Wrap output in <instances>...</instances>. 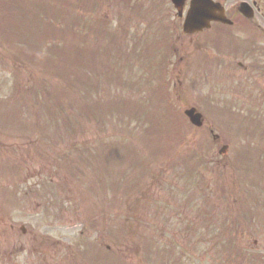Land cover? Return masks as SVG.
Listing matches in <instances>:
<instances>
[{
    "label": "rangeland",
    "instance_id": "rangeland-1",
    "mask_svg": "<svg viewBox=\"0 0 264 264\" xmlns=\"http://www.w3.org/2000/svg\"><path fill=\"white\" fill-rule=\"evenodd\" d=\"M237 22L185 37L169 0H0V258L13 224L60 264H264V34Z\"/></svg>",
    "mask_w": 264,
    "mask_h": 264
},
{
    "label": "water",
    "instance_id": "water-1",
    "mask_svg": "<svg viewBox=\"0 0 264 264\" xmlns=\"http://www.w3.org/2000/svg\"><path fill=\"white\" fill-rule=\"evenodd\" d=\"M174 4L181 11V6L184 0H173ZM241 11L247 15V10L244 8ZM210 20L225 21L222 17V10L207 0H197L193 3L192 8L186 18L184 23V31L187 33H192L207 27ZM191 120L196 124L200 125V117L198 115H193V111L186 113Z\"/></svg>",
    "mask_w": 264,
    "mask_h": 264
},
{
    "label": "flooded vegetation",
    "instance_id": "flooded-vegetation-1",
    "mask_svg": "<svg viewBox=\"0 0 264 264\" xmlns=\"http://www.w3.org/2000/svg\"><path fill=\"white\" fill-rule=\"evenodd\" d=\"M11 235L9 236V240L11 241L12 243V249L13 251L9 253L8 257H7V260L10 261V258L13 259L12 254H14L15 252L17 253V251H15L17 248L19 250H23L25 245L28 247V242H25V245H18L15 244V236L13 235V228L11 227ZM46 253L45 252H41L40 255L44 256ZM10 264V263H9ZM13 264H22L21 262L17 263V261H14L13 259ZM39 264H57L55 262V257L54 256H50V257H47L43 260H39Z\"/></svg>",
    "mask_w": 264,
    "mask_h": 264
}]
</instances>
